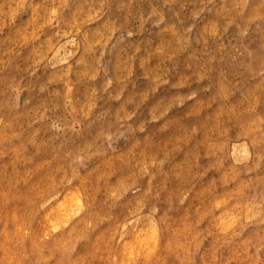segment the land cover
<instances>
[{
  "label": "rangeland",
  "instance_id": "374dc122",
  "mask_svg": "<svg viewBox=\"0 0 264 264\" xmlns=\"http://www.w3.org/2000/svg\"><path fill=\"white\" fill-rule=\"evenodd\" d=\"M0 264H264V0H0Z\"/></svg>",
  "mask_w": 264,
  "mask_h": 264
},
{
  "label": "bare ground",
  "instance_id": "6f19581e",
  "mask_svg": "<svg viewBox=\"0 0 264 264\" xmlns=\"http://www.w3.org/2000/svg\"><path fill=\"white\" fill-rule=\"evenodd\" d=\"M73 200V199H72ZM70 204V203H69Z\"/></svg>",
  "mask_w": 264,
  "mask_h": 264
}]
</instances>
